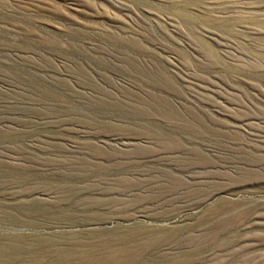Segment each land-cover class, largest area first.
I'll return each mask as SVG.
<instances>
[{"label": "rangeland", "instance_id": "1", "mask_svg": "<svg viewBox=\"0 0 264 264\" xmlns=\"http://www.w3.org/2000/svg\"><path fill=\"white\" fill-rule=\"evenodd\" d=\"M109 249L264 264V0H0V264Z\"/></svg>", "mask_w": 264, "mask_h": 264}, {"label": "bare ground", "instance_id": "2", "mask_svg": "<svg viewBox=\"0 0 264 264\" xmlns=\"http://www.w3.org/2000/svg\"><path fill=\"white\" fill-rule=\"evenodd\" d=\"M161 241V239H157V238H154L152 239L151 241L149 240L150 243H154L155 245H157V243H159ZM120 242V241H119ZM162 242V241H161ZM105 248V247H104ZM15 249V248H14ZM13 249V250H14ZM115 249V248H114ZM114 249H109L107 250L106 252L103 253L102 256L100 257H97V259H94L92 255L90 254H86V256H83L81 258V264H108V262H112V264H118L121 257H122V252L121 250L118 251V250H114ZM118 249V248H117ZM6 251V250H5ZM135 251V250H134ZM239 251V250H238ZM2 252V251H1ZM15 252V251H14ZM64 252V251H63ZM16 253V252H15ZM34 253V252H33ZM67 253V252H66ZM36 254V253H35ZM43 254V253H41ZM40 254V255H41ZM102 254V253H101ZM33 255V254H31ZM55 255L57 256L55 259H57V261L61 262L60 264H64V262L66 261L65 259V254L64 253H60V252H57L55 253ZM42 256V255H41ZM70 256V255H69ZM9 257V256H8ZM20 257V256H19ZM33 257V256H32ZM0 258H1V255H0ZM17 258V257H16ZM30 258V257H29ZM34 258V257H33ZM31 258V259H33ZM43 258V257H42ZM67 258V257H66ZM129 259V258H128ZM1 260V259H0ZM7 260V259H6ZM34 260V259H33ZM52 260V259H51ZM69 260V259H68ZM67 260V261H68ZM36 261V260H34ZM44 260H41V262H43ZM38 262V261H37ZM34 263V262H32ZM54 263V262H53ZM15 264V262H14ZM31 264V263H30ZM35 264V263H34ZM41 264V263H40ZM52 264V263H51ZM123 264V263H122Z\"/></svg>", "mask_w": 264, "mask_h": 264}]
</instances>
